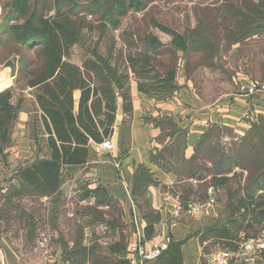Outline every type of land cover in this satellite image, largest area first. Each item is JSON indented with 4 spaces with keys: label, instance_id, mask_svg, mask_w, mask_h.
Masks as SVG:
<instances>
[{
    "label": "crops",
    "instance_id": "crops-1",
    "mask_svg": "<svg viewBox=\"0 0 264 264\" xmlns=\"http://www.w3.org/2000/svg\"><path fill=\"white\" fill-rule=\"evenodd\" d=\"M236 86L215 106L184 105L181 94L117 96L105 138L114 148L89 142L85 163L62 167L55 190H36L19 177L52 160L55 137L37 102L41 86L0 92V264H127L136 241L146 248L168 242L169 253L178 250L176 264H264V241L249 236L259 224L246 214L254 208L245 204L248 173L229 167L231 140L223 133L243 139L264 119V95L246 98ZM79 98L74 91L73 115ZM213 130L220 132L215 140ZM246 240L258 250L249 257L229 252L226 244ZM217 241L223 249L210 258ZM168 256L154 264H171Z\"/></svg>",
    "mask_w": 264,
    "mask_h": 264
},
{
    "label": "rangeland",
    "instance_id": "rangeland-1",
    "mask_svg": "<svg viewBox=\"0 0 264 264\" xmlns=\"http://www.w3.org/2000/svg\"><path fill=\"white\" fill-rule=\"evenodd\" d=\"M239 2L241 0H142L145 5L142 9H132L124 17L117 18L113 0H72L57 14L63 29L76 40L63 61L81 67L91 60L109 67L127 98L132 90H137L138 84L146 87L166 84L175 87L170 97L181 94L178 99L185 100L182 101L184 105L191 99L198 105L215 106L235 90L238 81H264V33L246 20L231 17L233 6L230 3L239 5ZM242 2L250 8L252 1ZM15 3L14 0H0V74H6L9 80L1 93L14 88L21 90L35 82L47 57L45 39L37 37L19 43L14 38L15 28L24 26L34 9L40 11V5L35 6L33 0H29L27 15L20 16L14 9ZM55 13L51 10L44 15L48 18ZM155 24L182 36L187 51L174 49L172 37ZM127 58L145 60L149 77L134 74ZM169 73L173 75L171 82L167 80ZM150 97L155 100L170 98ZM254 124L243 139L229 131L223 132L231 140L229 167L237 166L249 173L245 184L264 168V119ZM211 136L215 140L220 132L213 130ZM261 186L263 189L258 197L250 193V189L245 191L246 209L251 206L264 209V179H261ZM234 187L233 184L231 190ZM253 211L246 212L251 221ZM258 224L253 230L249 229V236L263 242L264 221ZM217 243L215 251L207 249L210 258L218 257L216 252L221 251V242ZM237 243L226 244L229 252L245 253L243 257H249L258 250L251 240Z\"/></svg>",
    "mask_w": 264,
    "mask_h": 264
},
{
    "label": "trees",
    "instance_id": "trees-1",
    "mask_svg": "<svg viewBox=\"0 0 264 264\" xmlns=\"http://www.w3.org/2000/svg\"><path fill=\"white\" fill-rule=\"evenodd\" d=\"M14 1L16 2L15 11L20 16H26L29 0ZM242 1L239 5L230 3L233 6V10L230 11L231 17L246 20L249 25H254L255 28H259V32L264 33V0H256L255 3L254 0H245L252 1L249 3L250 8L243 5ZM33 3L35 6L40 5V11L37 12L34 9L25 25L15 28L14 38L19 43H25L33 38L41 37L48 43L42 72L35 82L30 83V86H41V94L37 96V102L46 117L44 121L47 119L51 124L55 139H49L52 160L37 162L26 167L19 173V177L22 182L36 190L45 189L48 184L55 190L62 167L84 164L88 155L89 142L100 144L110 136L117 96H120L123 102H127L128 99L116 74L109 67L91 60L85 61L81 67L63 61V57L68 55L70 47L76 40L69 31L63 29L57 14L60 8L71 4L72 0H33ZM112 6L116 17L122 18L130 10L142 9L145 5L142 0H113ZM51 10L56 13L47 18L44 13ZM155 27L172 37L171 46L174 49L183 53L187 51V43L182 36L170 33L161 25L155 24ZM127 64L134 74L138 73L142 78L149 77V69L146 68L148 63L145 60L127 58ZM167 80L173 81L172 73L168 74ZM76 90L80 91V98L77 114L73 115V92ZM137 90L146 96L168 98L175 87H169L166 84L146 87L145 84H138ZM0 110H3V107ZM48 131H50L49 128ZM0 134H3L1 127ZM252 179L246 184L245 191L250 189L249 192L252 194H256L257 190L261 192L264 168ZM253 210L252 222L264 221V209L254 207ZM223 238L226 239L225 234ZM177 246L174 245L172 249ZM170 249L169 245L167 252L160 258L169 254L167 261L176 264L179 261L178 250L169 253Z\"/></svg>",
    "mask_w": 264,
    "mask_h": 264
},
{
    "label": "built area",
    "instance_id": "built-area-1",
    "mask_svg": "<svg viewBox=\"0 0 264 264\" xmlns=\"http://www.w3.org/2000/svg\"><path fill=\"white\" fill-rule=\"evenodd\" d=\"M236 93L246 98H251L255 94L264 95V81L249 80L246 83H238ZM114 148L109 139L103 140L99 145L100 151H111ZM169 248L168 242L152 248H146L141 241L133 242L128 247L127 264H154Z\"/></svg>",
    "mask_w": 264,
    "mask_h": 264
},
{
    "label": "bare ground",
    "instance_id": "bare-ground-1",
    "mask_svg": "<svg viewBox=\"0 0 264 264\" xmlns=\"http://www.w3.org/2000/svg\"><path fill=\"white\" fill-rule=\"evenodd\" d=\"M4 75L0 74V92L3 91L9 85V80Z\"/></svg>",
    "mask_w": 264,
    "mask_h": 264
}]
</instances>
